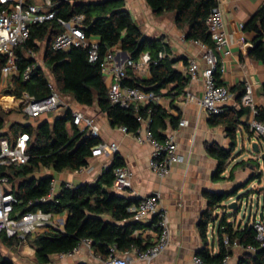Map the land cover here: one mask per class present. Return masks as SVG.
I'll list each match as a JSON object with an SVG mask.
<instances>
[{"label": "trees", "instance_id": "1", "mask_svg": "<svg viewBox=\"0 0 264 264\" xmlns=\"http://www.w3.org/2000/svg\"><path fill=\"white\" fill-rule=\"evenodd\" d=\"M58 1L61 2L60 17L68 20L78 14L85 16L87 36L99 40V60L90 62L89 50L86 48L73 47L68 51H52L51 42L58 33L56 22L34 27L31 38L18 49L17 53L22 59V66L31 64L33 60L26 57V51L38 52L37 43L45 42L47 44L44 55L45 69H40L27 84L21 80H14V89L7 90V93L21 95L29 92L37 98H45L49 95L48 73L63 98L70 97L75 103L86 107L96 104L107 115L112 127H125L128 133L137 134L141 126L138 118L141 117L150 120L153 137L163 141L169 128L173 130L178 128L179 118L155 102L146 105L132 102L128 108L112 104L101 69L107 53L116 47L126 52L134 61H138L143 53H149L152 59L150 77L139 78L134 69L128 68L123 80L124 86L161 96L163 91L172 85L167 92L168 95L175 91L181 93L189 78L183 77L175 68L177 60L170 57L169 47L163 42V38L146 36L125 8V0ZM146 2L157 17L173 13L175 24L184 33L186 40L213 47L207 19L212 10L218 7V0H146ZM244 30L255 35V39L248 45L249 56L264 65V5L244 25ZM161 53L164 54L163 58L159 57ZM2 65L3 60L0 58V71ZM218 73L215 74V78L217 84L221 85L217 78ZM243 93L244 90L239 95V102ZM262 94L264 96V84ZM257 111L256 120L264 123V107L258 106ZM71 113L69 110L53 124L43 122L32 126L16 123L12 125L10 132L2 134L15 137L19 132H27L30 135L29 163L13 168L9 172L13 192L18 201L16 211L40 208L54 215L67 214L63 229L52 228L35 238H28L37 263L50 264L53 257L72 253L84 240L91 242L94 254L102 260H106L113 249L122 254L130 253L135 248L147 249L149 244H144L141 237L133 236L138 225L131 221L132 215L129 212V208L139 200L118 195L114 190L113 169L124 166V161L118 154L115 155L110 170H103L97 181L74 185L71 188L67 183H63L54 200L34 205L36 200L49 194L54 180L52 176H38L42 170L47 169L56 173L79 171L89 165L92 150L100 143L98 138L91 137L88 130H82L72 123ZM249 114L250 109L240 106L239 103L238 109L225 107L222 114L210 116V124L225 126L231 140L229 149H223L217 144H207L208 155L218 161L216 172L218 178H221L232 163L241 119ZM6 118L7 115L0 112V130L4 128ZM246 126L249 130V126L247 124ZM254 136L255 133L251 132L249 139ZM236 166L237 164L234 167ZM260 176H252L251 180ZM237 195L238 191L234 194L230 191L208 196V208L199 223L205 246L197 252V256L207 263H221L225 257L232 254L233 245L238 242L243 248L250 246L256 249L255 252L244 250L238 264H264V241L257 239L254 227L256 222L248 221L243 226L230 221L231 215L228 213L227 204ZM30 202L33 204L28 208ZM220 209L223 210L221 215L217 213ZM234 215H237V212H234ZM216 221L219 252L212 255L208 247L209 226ZM225 236L230 240V247L224 244ZM0 241L9 250L21 244L18 237H9L3 232H0ZM0 264L15 263L0 251Z\"/></svg>", "mask_w": 264, "mask_h": 264}, {"label": "built area", "instance_id": "2", "mask_svg": "<svg viewBox=\"0 0 264 264\" xmlns=\"http://www.w3.org/2000/svg\"><path fill=\"white\" fill-rule=\"evenodd\" d=\"M61 1L73 2V0ZM60 4L61 2L58 0H0V58L3 60L0 71V108L1 112L6 115L11 114L26 120H29V118L38 120L61 107L70 109L69 104L66 103L65 98L62 97L52 79H49L48 82L49 95L42 99L29 94V92H24L21 95L7 93V90L14 89V80H21L22 83L27 84L40 69H45L36 51H26V57L31 58L33 62L25 66H22V59L17 53L18 49L22 48L31 38L34 27L56 22L58 33L51 42L50 48L52 51H68L73 47L86 48L89 50L90 62L94 63L99 60V40L87 36L85 16L78 14L68 20L64 19L59 16ZM241 27L243 28L242 25ZM207 28L213 47L209 48L200 43L204 49L203 58L207 65L206 69L201 72L204 80V94L201 98H198L188 93L186 98L189 102L202 107L209 116H218L224 112V105L231 100L230 89L218 85L215 78V74L223 70V58L230 55V35L225 27L223 12L219 8V0L218 7L212 10L207 19ZM159 57L163 58L164 54L161 53ZM151 62L152 59L149 53H143L138 61H134L130 57L124 59L123 56H120L117 58L113 51L107 53L101 69L105 79L114 80L108 86V96L112 104H119L123 108H128L132 102L146 105L161 101V96L153 92H143L123 84L128 68H132L136 72L145 69L150 70ZM199 75V64L193 60L188 67V78L196 80ZM240 105L250 109L251 119L248 121L250 131L264 139V123L256 120L258 106L252 82H246ZM71 112L72 123L76 127L88 130L91 137L99 139L100 132L93 119L87 117L82 111L71 110ZM9 119H6L4 128L0 130V232L9 237H18L21 240L20 245L29 249V237L35 238L52 228L63 229L66 220L57 218L53 213L45 212L40 208L36 210L27 209L24 212L16 211L15 206L18 201L13 192L9 172L13 168H19L29 163L28 144L30 135L27 132H19L15 137L2 135L10 132L12 125L18 123L17 119L13 122ZM138 121L141 125L140 129L137 134L132 135L137 142L141 144L149 143L153 146L149 168L157 177L167 178L172 167L184 161L183 156L178 151L175 134L170 133L163 141H158L153 137L150 130V120L139 117ZM186 126H188L187 120H182L179 123V127ZM121 130L128 133L125 127H122ZM118 150L119 147L116 143L100 142L99 145L93 148L91 160L103 156H114L118 153ZM110 166V164H106L104 170L108 171ZM79 171L91 174L94 167L89 164ZM113 175L116 190L123 191L131 187L134 174L128 167H115ZM56 184V181L53 180L49 194L36 200L34 205L38 206L54 200L60 190ZM67 186L73 187L71 184H67ZM235 198L231 201L234 202ZM162 199V194L155 192L149 197L140 199L137 204L129 208L131 218L134 221L143 222L148 218L155 217L158 228L157 240L153 245L145 250L133 249L132 252L139 261L148 263L154 261L165 253L170 245V220L161 205ZM236 201L239 202L240 207L243 205L249 207L248 203L243 204V201L241 202L238 199ZM32 204L33 202H30L28 208ZM251 208H253V203ZM256 211L257 220L254 227L257 232V239L264 241V223L259 221V208H256ZM81 244H86L91 248L90 241L84 240ZM81 244L72 253L60 256H73L78 252ZM224 244L226 247H230V240L227 236L224 237ZM233 248H242L248 252L256 251L255 248L250 246L243 248L238 242L234 243ZM128 254L126 253V256ZM129 263L128 256L118 257L114 249L112 254L106 260H103V264ZM193 264H229V256L225 257L221 263H207L196 255L193 258Z\"/></svg>", "mask_w": 264, "mask_h": 264}, {"label": "crops", "instance_id": "3", "mask_svg": "<svg viewBox=\"0 0 264 264\" xmlns=\"http://www.w3.org/2000/svg\"><path fill=\"white\" fill-rule=\"evenodd\" d=\"M262 5H264V0H219V8L223 12L225 27L230 35V55L223 58V70H220L217 76L220 84L228 87L231 92V100L224 107L239 108V95L242 94L247 81L254 85L257 106L264 107L262 94L264 65L249 56L248 45L255 39V35L244 30V25ZM125 8L146 36L163 38V42L169 47L170 57L177 60L175 68L183 77L188 78V67L193 60L199 64L200 75L196 80L189 79L181 93L175 91L168 95V90L172 88V85L169 86L163 91L161 101L158 103L174 117L179 118V123L182 120L188 121V126H178L176 130L169 128L165 134V136L170 133L175 134L178 151L184 158L183 163L173 166L167 178L157 177L149 168L153 146L149 143L141 144L132 134L124 133L119 127H112L107 115L96 104L92 107H86L75 103L72 98L66 97L65 100L69 102L70 109L61 107L60 110L58 109L59 111L56 110L55 119L50 120L46 115L41 117L42 120L39 124L45 121L53 124L57 118L65 116L69 110L82 111L87 117L94 120L100 132L99 142L116 143L119 147L117 154L123 159L124 166L128 167L134 174L130 188L123 191L114 188L115 192L118 195L136 200L149 197L155 192L162 194L161 205L170 220V245L165 253L150 263L137 260L136 255L130 252L127 255L130 260L129 264H193V258L205 246L200 234L199 223L203 213L208 208V196L230 192L235 188L247 185L246 183L251 181L253 176L248 171H253L254 165L248 162L250 159L240 162L235 159L226 172L221 175V178L216 176L218 161L208 155L207 144H217L223 149H229L231 147L230 137L227 135L225 126L211 125L210 116L205 110L199 105L189 102L186 98L188 93L198 98L204 94V80L201 72L206 69L207 65L203 58V46L200 43L185 39L184 33L175 24L173 13L157 17L153 14L146 0H125ZM37 45L39 46L37 52L39 60L44 65L47 44L38 42ZM112 51L117 58L120 56L126 58L119 47ZM47 75L49 79H52L48 73ZM136 75L139 78H149L150 70L145 69L136 72ZM113 82L112 79H105L107 87ZM238 88L240 89L238 90ZM250 119V114L241 119L237 134H240L243 139L244 134H247L248 138L250 137L251 131L246 126ZM70 126L69 123L68 127ZM115 155L92 159L89 164L94 167V171L91 174L80 171H64L52 174V171L49 170L44 175H53L52 177L59 189L63 183L73 186L92 183L98 180L106 164H113ZM236 164L237 166L234 167ZM56 217L66 220L67 214L56 215ZM256 218L257 216L252 217L251 215L248 221L250 223L255 222ZM131 221L138 225L133 234L134 237H141L144 244L153 245L156 242L158 228L155 217L148 218L143 222H136L132 218ZM245 223L243 221L236 223V225L244 226ZM217 225L218 221L209 226L208 247L212 255L219 252L216 235ZM243 253L242 248H233L232 254L229 256V264H238ZM29 254L34 255V250L30 245ZM116 255L127 257L126 254L120 252H116ZM6 257L16 262L13 257L9 255ZM34 260L37 263L35 258ZM80 263L103 264V260L96 256L86 244H81L78 252L73 256H55L50 264Z\"/></svg>", "mask_w": 264, "mask_h": 264}, {"label": "rangeland", "instance_id": "4", "mask_svg": "<svg viewBox=\"0 0 264 264\" xmlns=\"http://www.w3.org/2000/svg\"><path fill=\"white\" fill-rule=\"evenodd\" d=\"M47 71H48V69H47ZM65 101H66V103H69L67 100H65ZM0 112H1V108H0ZM56 113H57V111L51 112L50 114L47 115V117H49L50 120H53L57 116ZM7 116H9L7 118L8 119L10 118L9 120L11 122H13V120L15 121L17 119V122L21 123L22 125L37 126L39 124V122L42 120L41 118L38 120H34L31 118H29V120H26V119H22V118L16 117V116L11 115V114L7 115ZM254 143H258L260 145L261 150H260L259 155L255 154L253 152L252 146ZM263 155H264V139H262L258 135H255L250 140L248 138L247 134H244V139H243V137L240 134L238 135L235 150H234L233 156L231 158V162L233 163L235 161V159L237 162H240L242 160L247 161L250 159L248 162H250L254 165V169H253V171L249 170L248 171L249 174L252 173L253 176H255V177H258L259 175H261V176L259 178H256V179H252L249 182V184L241 187L238 190V195L236 196V198L234 200L236 201V199L242 197L241 202L243 201V204L248 203L249 207H245V205H243L241 207V210L237 211V215H234V212H236V211L233 212V211L228 210V213L231 215L230 221H234L237 224L242 223L243 221L247 223L248 219L251 218V215H252V217L253 216L256 217V212H257L256 211V208H257L256 205H257L258 200H260V205H258L259 206V212L258 213H264V191H260V190H264V160L262 159ZM48 171L49 170H47V169L42 170L38 174V176H42L45 173H47ZM54 173L55 172L52 171V174H54ZM255 185H257V186L255 187ZM258 190L260 192H257ZM231 202H229L227 205H229ZM252 203H253V208H251ZM218 211H219V213H218L219 215H221L223 213V210H221V209ZM252 220H253V218H252ZM24 250H26V251H24ZM0 251L2 252V254L5 257H6V255L13 257V259H15V261H16V262L13 261L15 264H37L36 261L34 260L35 256L29 254V249L24 248V246H22V245L18 246L16 249H13V251H9V249L5 248L4 245L0 241Z\"/></svg>", "mask_w": 264, "mask_h": 264}, {"label": "water", "instance_id": "5", "mask_svg": "<svg viewBox=\"0 0 264 264\" xmlns=\"http://www.w3.org/2000/svg\"><path fill=\"white\" fill-rule=\"evenodd\" d=\"M124 55L126 56V58H128L129 57V55L126 53V52H124ZM68 113V112H67ZM66 113V114H67ZM46 122V121H45ZM252 149H253V152L255 153V154H257V155H259L260 154V147H259V144L258 143H254L253 144V146H252ZM262 159L264 160V155L262 156ZM112 167V165L110 166V168ZM110 170V169H109ZM108 170V171H109ZM250 181V180H249ZM249 183V182H248ZM248 183H246V184H248ZM240 189V187H238V188H235L234 190H232V193L234 194L235 192H237L238 190ZM260 191H264V190H260ZM259 191V192H260ZM242 199V198H241ZM240 198H238V200H241ZM258 205H260V200H258V202H257V205H256V207L257 208H259V206ZM228 209L230 210V211H239V210H241V207H240V204H239V202H237V201H234V202H231L229 205H228ZM259 221L260 222H264V213H260L259 214Z\"/></svg>", "mask_w": 264, "mask_h": 264}]
</instances>
